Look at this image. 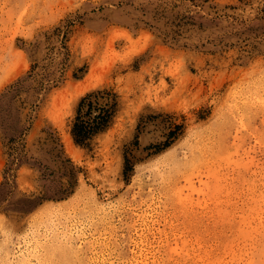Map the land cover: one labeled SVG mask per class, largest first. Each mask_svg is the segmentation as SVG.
<instances>
[{"label": "rangeland", "instance_id": "rangeland-1", "mask_svg": "<svg viewBox=\"0 0 264 264\" xmlns=\"http://www.w3.org/2000/svg\"><path fill=\"white\" fill-rule=\"evenodd\" d=\"M188 263L264 264V0H0V264Z\"/></svg>", "mask_w": 264, "mask_h": 264}, {"label": "trees", "instance_id": "trees-1", "mask_svg": "<svg viewBox=\"0 0 264 264\" xmlns=\"http://www.w3.org/2000/svg\"><path fill=\"white\" fill-rule=\"evenodd\" d=\"M114 102L107 92L95 91L83 96L78 104L71 133L77 142H84L103 130L111 118Z\"/></svg>", "mask_w": 264, "mask_h": 264}, {"label": "bare ground", "instance_id": "bare-ground-1", "mask_svg": "<svg viewBox=\"0 0 264 264\" xmlns=\"http://www.w3.org/2000/svg\"><path fill=\"white\" fill-rule=\"evenodd\" d=\"M199 138H200V137H199ZM199 138H197V141H198ZM201 138H202V137H201ZM206 138H207V137H206ZM64 140H65L66 142H70L69 144H72L71 141H70V138L68 137V135H66V136L64 137ZM195 140H196V139H195ZM199 140H201V139H199ZM202 140H204V139H202ZM202 140H201V141H202ZM207 141H208V140H207ZM66 142H65V144H66ZM203 142H204V141H202V143H203ZM202 143H201V144H202ZM205 143H206V142H205ZM194 144H195V143H194ZM206 144H207V143H206ZM198 145H199V143H198ZM67 146H68V143H67ZM194 146H195V145H194ZM204 146H205V145H204ZM204 146H203V147H204ZM69 147H70V145H69ZM191 147H192V146H191ZM191 147H190V148H191ZM199 147H201V146H199ZM203 147H202V148H203ZM66 148H68V147H66ZM195 148L197 149V146H195ZM195 148H193L194 151H195ZM69 150H70V149H69ZM190 150H192V149H190ZM197 150H198V152H199V149H197ZM202 150H203V149H202ZM202 150H200V151H202ZM194 151L192 150V152H194ZM69 152L72 153L73 151L71 152V150H70ZM189 152H190V151H189ZM192 152H191V154H192ZM203 152H204V150H203ZM199 153H200V152H199ZM195 154H196V153H194V154H192V155H195ZM202 154H203V153H202ZM73 155H74V154H73ZM185 155H186V153H185ZM260 200H261V199H260ZM215 216H216V215H215ZM262 222H263V221H262ZM221 227H222V226H221ZM213 233H214V232H213ZM194 234H195V233H194ZM217 234H218V233H217ZM187 238H188V237H187ZM202 240H203V239H202ZM249 240H250V239H249ZM211 242H212V241H211ZM206 244H207V243H206ZM208 244H209V243H208ZM214 246H215V245H214ZM216 246H217V245H216ZM220 246H221V245H220ZM220 246H219V247H220ZM215 248H216V247H215ZM220 249H221V248H220ZM209 251H210V250H209ZM208 254H209V253H208ZM228 254H229V253H228ZM210 255H211V254H210ZM212 256H213V255H212ZM209 258H210V257H209ZM225 259H226V258H225ZM233 259H234V258H233ZM220 262H221V261H220ZM188 264H189V263H188Z\"/></svg>", "mask_w": 264, "mask_h": 264}]
</instances>
